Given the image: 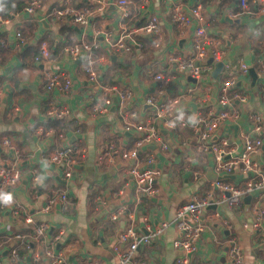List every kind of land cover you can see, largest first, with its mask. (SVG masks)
<instances>
[{"label":"crops","instance_id":"obj_1","mask_svg":"<svg viewBox=\"0 0 264 264\" xmlns=\"http://www.w3.org/2000/svg\"><path fill=\"white\" fill-rule=\"evenodd\" d=\"M60 1L48 0L32 17L25 16L22 10L11 11L10 18H0V82L3 83L4 94L0 110V161L5 156L11 159V154L2 147L3 139L9 138L23 155L22 179L10 191L12 201L20 205L36 223L50 225L45 238L46 247L63 253L65 264H119L115 246L120 245L121 236L131 222H134L135 229L146 235L162 223L173 222L177 211L188 203L193 194L209 190L212 181H195L191 171H198L207 178V171L213 166L212 155L197 149L191 129L165 131L169 150H151L155 158L153 167L162 172L156 183L160 195L144 199L134 208V182L126 174L128 166H118L119 162L110 167L105 162H99L98 157L111 141L117 142L120 152L133 148L136 132L123 131L120 105L115 96L109 112L95 113L93 105L102 101L97 88L87 82L80 63L66 57L64 49L72 41H93L96 30L120 36L124 30H131L156 18L159 25L157 35L138 38L139 44L131 54L111 55L108 64L102 66L103 75L109 73L106 83H116L133 93V100L127 104L128 110L136 112L140 120H148L155 114V109L147 105L148 97L157 96L158 103L165 104L193 85L187 74L176 67H179V61L193 55L195 23L181 32L171 24L170 12L175 3H192L194 0H147L142 16L137 14V7H132L133 16H137L124 21L120 20L116 7H111L96 13L84 29L70 22L59 25L47 16L52 6ZM70 1L79 7L93 3V0ZM0 3L5 10L4 0ZM203 4L204 23L210 34L222 43L224 61L210 62L212 58L207 59L205 66L208 69L196 98H185L176 114L189 121L190 117H196L201 113V97L209 98L206 107L213 111L218 109L219 84L228 76L224 67L246 65L249 72L246 76H239L238 89L247 94L248 100L243 106L240 122L228 127V138L241 147L242 136L249 131L250 115L259 113L264 116V78L260 73L264 63V14L254 18L242 17L239 24L229 23L226 21L229 19L227 11L239 10V0H203ZM17 33H22L23 38H18ZM41 42L48 44L51 56L37 65L36 47L39 48ZM252 69L258 74L257 82L251 76ZM170 72L174 80L160 94L156 76L163 74L167 77ZM48 74L69 76L72 80L70 93L46 92L44 86ZM53 104L58 108H68L72 113L71 118L66 120H73L75 127L65 132L63 138L56 134L45 138L38 132L40 127L46 128L52 119L48 113ZM192 104L197 106V110L191 107ZM262 137L264 141V133ZM73 138L76 140L72 143ZM68 145L77 150V164L72 178H66L61 168L46 161L50 152ZM145 155L146 151L142 159ZM253 159L264 173V145ZM187 164L191 166L189 169ZM229 180L239 182L241 179L236 176ZM123 188L124 196L114 198L113 193ZM59 190L68 193L70 203L58 205L51 213H44L42 209L49 197ZM125 197L128 200L124 202ZM97 198H102L105 205H98ZM121 205L126 207V214L115 222L111 215ZM12 206L13 202L7 210L1 211L0 236L4 238V243L0 264H52L43 253V245L16 242L15 235L27 233L29 229L14 218L10 212ZM259 209L264 210V194L255 195L249 201L244 200L232 207H223L221 212L226 225L218 223L205 233L191 258V264H233L227 247L231 234L240 238L245 264H264V240L260 231L254 228ZM62 229L66 232L65 237L55 242ZM177 238V229L171 225L151 245L139 249L135 262L177 264L180 255L174 248ZM13 249H17L23 258L21 262L12 260Z\"/></svg>","mask_w":264,"mask_h":264},{"label":"built area","instance_id":"obj_2","mask_svg":"<svg viewBox=\"0 0 264 264\" xmlns=\"http://www.w3.org/2000/svg\"><path fill=\"white\" fill-rule=\"evenodd\" d=\"M43 0H28L23 9L25 16L32 17L44 6ZM148 4L147 0H93L90 6L79 7L73 5L70 0H62L52 6L48 17L61 25L70 22L73 25L88 27L96 13L105 12L106 9L116 7L121 21L131 20L137 16L132 14L131 8L137 7V14L142 16ZM203 0H194L192 3H175L170 12L171 24L181 32L195 23V31L192 37L193 55L189 59L178 62L176 69L188 77L197 81L191 88L183 94L178 95L167 103H158L157 96L147 98V105L155 109V114L148 120H140L134 111H129L127 104L133 100V93L129 90L117 86L116 83L109 84L104 81L102 66L108 64L111 55L122 56L132 53L134 47L139 44L138 38L153 36L159 33L158 20L151 18L146 24L133 27L131 30H124L120 36L106 32L102 29L96 30L93 41H72L64 49L66 57L72 61L79 62L82 74L87 82L97 88L102 99L100 103L93 105L95 113L104 114L109 112L113 105L114 96L120 105V114L123 120V131L136 132L137 138L133 148L123 149L120 152L116 141H111L98 157L99 162L115 166L119 162L129 163L127 176L134 182V208H137L144 199H151L160 195L157 187V180L162 176L159 169L153 167L155 158L151 150L159 149L167 152L170 144L164 132H175L179 128H188L193 132L197 149L203 153H209L213 159V172L218 177H240L239 182L226 180H214L208 191H199L193 194L191 199L183 205L176 213V217L171 223H162L148 234H142L135 229L134 222L128 225L126 232L122 234L120 245L115 246V251L119 257V264H141L135 262L136 255L141 247L149 246L165 231L174 225L177 229L178 238L174 242V248L180 255L176 260L177 264H191L190 255H194L198 250V245L202 241L205 233L211 231L218 223H225L221 209L232 207L244 201L248 196H258L264 194V173L259 164L254 161L253 156L262 151L264 141V116L259 113L251 114L249 117V131L243 134V147L232 143L228 138V127L238 124L242 119V109L248 100L247 94L238 89L239 76L247 75L249 67H224L228 76L219 84V95L217 108L211 110L205 103L209 98H199L201 113L195 117L196 122L180 118L177 108L185 98H196L199 91L203 75L208 69L205 66L208 58L216 62L224 61L225 51L222 43L214 38L204 23ZM264 14V0H239V10L227 11V18L231 20L242 17L254 18ZM2 20V19H1ZM124 27V26H123ZM17 37L22 39V33H17ZM38 56L35 59L37 65L43 64L51 56L49 46L46 42H41L38 48ZM263 58V57H262ZM263 62V61H262ZM260 73L264 78V63L260 67ZM174 76L170 72L167 77L163 74L156 76L158 91L161 94L171 85ZM45 91L58 92L59 94H69L72 89V80L64 74H48L45 78ZM162 93V94H163ZM159 94V95H160ZM3 83L0 82V110L3 99ZM197 107V106H196ZM49 117L52 119H70L71 110L68 108H58L53 104L49 107ZM207 109V110H205ZM197 110V109H196ZM163 122V126L160 123ZM39 135L45 138L58 135L64 137V132H55V129L40 127ZM56 134V135H54ZM11 154V159L5 156L0 161V224L1 214L9 208V204L3 202V197L11 196L10 191L15 188L22 179V153L15 144L5 138L2 141ZM74 146L68 145L60 147L50 152L46 161L50 165L61 168L66 178H72L77 164ZM146 151L145 158L142 159ZM191 166L187 164L189 169ZM195 181H205V175L198 171H191ZM203 178V179H202ZM36 181V180H35ZM125 194V188L113 193L114 198L121 199ZM98 205H105L102 198L96 199ZM13 202L10 212L14 218L22 221L29 231L20 232L15 235L16 242L29 244L35 242L44 246L43 253L51 260L52 264H65L64 254L56 252L53 247H46V236L50 230L48 223H36L32 216L23 211L20 205ZM70 203L69 195L64 190H59L51 195L43 207L44 213H51L58 205ZM2 211V212H1ZM126 214V207L121 205L111 215L113 221H118ZM254 228L260 231L264 240V210L257 212ZM64 229L58 232L55 242H59L65 237ZM3 237L0 236V257L3 248ZM228 255L233 264H245L244 250L240 238L236 234H231L227 240ZM12 260L21 262L23 258L17 249L11 251ZM103 264V263H95Z\"/></svg>","mask_w":264,"mask_h":264},{"label":"trees","instance_id":"obj_3","mask_svg":"<svg viewBox=\"0 0 264 264\" xmlns=\"http://www.w3.org/2000/svg\"><path fill=\"white\" fill-rule=\"evenodd\" d=\"M44 2H48V0H43ZM28 0H4V4L6 5V8L4 11L0 12V18H10L11 11L14 12H20L24 9V7L27 5ZM38 46L36 47V54L38 53L37 49ZM109 75V73H105L103 75L104 81L105 78ZM110 84V83H109ZM113 84V83H112ZM75 125L73 124V120H66V119H51L46 125V128H54L55 132H69L73 130Z\"/></svg>","mask_w":264,"mask_h":264},{"label":"water","instance_id":"obj_4","mask_svg":"<svg viewBox=\"0 0 264 264\" xmlns=\"http://www.w3.org/2000/svg\"><path fill=\"white\" fill-rule=\"evenodd\" d=\"M226 21H229V23H236V24H239V23L241 22L240 19H236V20H229V19H226ZM212 61H213V59L210 60V62H212ZM219 66L222 67V64H220ZM250 73H251V76L253 77L254 82H257V80H258V74L255 72V70H254V69L250 70ZM188 80H189L190 82H192L193 84L197 83V81H196L195 79H193L192 77H189ZM191 107H192L193 109H195V110L197 109V107H196L195 104H192ZM234 128H235V131H236V130H237V127L235 126ZM75 140H76V139L73 138L71 142L73 143ZM153 149H155V148H153ZM124 164H125L126 166H128L127 163H124V162H120L118 166H124ZM206 177H207V180H210V181H214V180H226V179H228V178H233V177H229V176L218 177V176L213 172V169H212V168H209V169H208ZM251 198H252L251 196H248V197H246L244 200H245V201H249ZM127 200H128V197H125L123 201L125 202V201H127ZM192 257H193V254L190 255V259H191Z\"/></svg>","mask_w":264,"mask_h":264},{"label":"clouds","instance_id":"obj_5","mask_svg":"<svg viewBox=\"0 0 264 264\" xmlns=\"http://www.w3.org/2000/svg\"><path fill=\"white\" fill-rule=\"evenodd\" d=\"M2 11H4V7H3V4L0 3V12ZM190 121L194 124L196 122L195 117H190ZM11 201H12V197L10 195L3 197V202L5 204H9L11 203Z\"/></svg>","mask_w":264,"mask_h":264}]
</instances>
